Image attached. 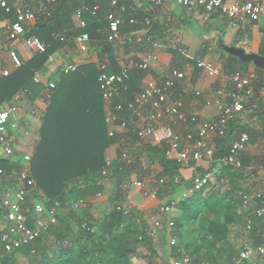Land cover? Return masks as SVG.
<instances>
[{"label":"trees","instance_id":"trees-1","mask_svg":"<svg viewBox=\"0 0 264 264\" xmlns=\"http://www.w3.org/2000/svg\"><path fill=\"white\" fill-rule=\"evenodd\" d=\"M6 1L10 5L15 2ZM21 6L33 11L36 19L35 25L26 37L31 35L37 37L46 48L43 53L34 54L29 61L24 62L10 76L0 81V106L12 103L16 95L21 93L31 104L42 96L46 86L35 83L34 77L45 68L56 51L68 45L72 46L76 37L85 34L90 41L101 45V55L97 63L76 66L72 72L67 71V66L71 64L64 63L46 83H54L55 88L51 90V98L46 109L41 112L39 142L29 161V174L34 181V189L27 196L24 214L30 221L33 198L41 200L46 207L58 202L61 208H65L72 203L83 202L86 198L102 195L103 186L99 182L104 179L101 173L105 167L106 151L111 146L119 141L128 143L127 148L121 146L120 156L125 149L134 156L132 146L136 142H141L132 134L130 143L127 140L121 141L120 134L110 137L106 109L107 106L112 109L116 104L129 101L132 95L139 91L140 82L150 70L133 71L131 79L126 83V92L121 91L120 96L110 103L103 100L98 84L99 75L118 74L122 69L113 58V43L107 40V17L114 10L120 13L121 35H128L143 28H148V33L152 35L155 25L151 24L152 10L136 8L134 0H22ZM151 7L159 8L152 4ZM14 12L12 8V14L6 15L0 10V21L3 18L12 20ZM77 14L84 23L83 28H77L73 22V17ZM3 42L6 47L10 46L4 40L1 41V46ZM144 47L147 48V45H143ZM125 49L129 51L132 47L127 45ZM182 49L183 47L177 46L173 51L170 69L183 70L188 64L193 66L196 75L200 71L197 63L182 56L180 53ZM150 55V52L145 54L137 62H143ZM105 59L107 64L104 63ZM247 67L248 64L229 56L221 71L224 76L230 78L237 72L245 73ZM255 71L261 73L260 70ZM246 103L247 107H250V100L247 99ZM259 107L262 110L264 105ZM187 117L189 120L192 115ZM256 123L258 125L255 126L242 119L237 123L230 122L226 135L217 140L219 145L217 144L210 161H190L188 164L179 165L166 159L164 145L145 144L148 162L151 164L157 160L163 168L160 177L166 178V183L160 185L157 194L162 192L170 195L169 191L180 185V169L197 163L205 166L197 168L199 170L197 178L202 179L207 174L218 171V177L227 181L232 188L228 189L235 192L239 188L238 181L241 179L243 169L248 166L249 158L241 156V167L236 169L224 166L222 160L227 156L231 143L241 134L248 135V145L255 143L264 134V117ZM15 163L17 161L14 156L0 159V168L9 177L8 181L0 182V187L5 191L10 185L15 187L17 185L13 176L22 167L18 168ZM116 168L117 166L113 167L111 175L116 178L114 194L108 199L109 208L99 223L98 231L93 229L89 204H86L87 206L84 204L77 212L63 213L61 210L57 224L50 227L30 246H22L15 252L8 253L0 245V264H20V258L24 259L26 264H131V259L141 244L152 251L147 232L139 230L135 225V219L132 220L134 214L130 210L128 215L117 211V208L124 206L126 202V194L122 192L121 186L127 177L125 178V172L120 174ZM175 180L177 182H174ZM213 186L211 183H205L200 189L194 190L191 197H181L177 203L169 201L168 205L174 203L173 206H176L179 212L173 220V227L169 229H173L179 236L178 243L170 245L173 259L179 260L185 256L190 257L191 264H235L234 260L239 258L243 248L242 246L238 251L228 244L229 236L235 227L249 235L255 245L263 244L257 236V222L264 216L257 218L252 216L250 211L244 212L240 197L231 199L228 193L222 195ZM187 189H193V180ZM242 192L248 193L243 190ZM254 205L259 203L254 202ZM2 213L0 207V219ZM73 222L77 225L75 231ZM248 222H251V227L246 231ZM193 236L194 238L189 240ZM49 240L52 241L51 245H47ZM51 246L56 250L53 254L50 252ZM181 253H184V256L181 257ZM259 260L264 262V259ZM240 263L245 264L243 261Z\"/></svg>","mask_w":264,"mask_h":264},{"label":"built area","instance_id":"built-area-1","mask_svg":"<svg viewBox=\"0 0 264 264\" xmlns=\"http://www.w3.org/2000/svg\"><path fill=\"white\" fill-rule=\"evenodd\" d=\"M154 6L161 7L167 4L184 7L188 10L200 11L203 21L209 20L213 13H220L224 18L233 24L246 25L256 21H264V7L256 0H233L228 3L223 0H149ZM12 20L3 19L0 22V46L1 41L9 43L11 48L7 51L9 65L0 64V81L10 76L16 69L20 68L24 62L14 45L21 42L27 49L34 54L45 51V45L37 37L26 35L30 33L35 25L36 19L33 11L29 8L10 5L6 0H0V10L6 15L12 14ZM78 27L83 28L84 23L77 14ZM108 36L109 42L118 40L119 29L122 19L115 12H111L108 17ZM130 23H134L130 21ZM75 42L82 53L88 51L89 38L87 35L76 37ZM156 62V56L151 54L143 62L134 64V69L138 71H148ZM104 67H101L103 69ZM197 68L209 78H218L221 69L211 63L198 61ZM76 66H67V71H75ZM131 79V72L128 68H122L118 74L101 73L98 77L99 90L105 102H111L120 96L121 91L126 92V83ZM256 77L252 73H235L229 78L231 88L218 89L216 95L219 99L214 102L220 109L217 121H199L197 116L188 117L184 111V102L175 94L177 86L185 80V74L172 69L168 75L159 81L146 78L138 92L124 103L116 104L112 109L107 106L106 123L108 124V134L110 137L119 134V130L134 135L139 142L144 144L164 145V154L167 160L174 161L179 165L188 164L190 161H210L214 155L213 147L208 143V138L226 135L228 124L236 119L245 109V101L251 97V84ZM35 83H41L38 75L34 77ZM42 84V83H41ZM46 89L43 95L37 98L39 109L45 110L51 98V90L55 88L54 83L44 84ZM200 93L196 92L195 96ZM21 95H16L10 104L0 106V159L2 157L12 158L14 156V145L17 134L20 131L19 105ZM224 101V102H222ZM180 123L193 125L195 128L185 134H177L173 131L174 127ZM264 143V134L260 139ZM249 142L247 134L243 133L239 138L231 143L227 156L222 160L224 166L234 168L241 167L240 155L246 150ZM33 155H25L22 160V168L17 171L13 180L17 182L13 190L5 191L0 187V207L3 210L0 219V245L5 252H15L22 246H30L36 242L41 235L57 224V218L61 210L63 213L77 211L84 206V202H75L61 208L58 202H53L46 207L41 200H34L29 214V220L24 214L27 196L34 189V181L29 174V161ZM121 157L128 159V152L124 151ZM264 170V162H263ZM112 173L110 160H105V167L102 170V177L106 178ZM212 176L207 174L202 179L195 178L193 189H200L205 183L212 182ZM9 180V177L0 168V182ZM165 181L160 179L158 184L162 185ZM134 187L140 188L144 195L157 196V191L150 192L140 181L132 183ZM188 192V191H186ZM100 196V195H98ZM187 193L182 197L187 198ZM243 207L251 210L252 216L261 218L264 216V192H254L243 195ZM258 202L259 205H254ZM171 205L160 208V213L169 215ZM249 210V211H250ZM117 211L123 213L120 207ZM251 222L246 225V231L250 230ZM154 227L160 230L162 224L155 221ZM173 227V222L167 223L166 228ZM171 240L170 245H174ZM264 259V244L247 243L243 246L239 258L234 260L235 264L251 258ZM173 264H190L188 257H182Z\"/></svg>","mask_w":264,"mask_h":264},{"label":"crops","instance_id":"crops-1","mask_svg":"<svg viewBox=\"0 0 264 264\" xmlns=\"http://www.w3.org/2000/svg\"><path fill=\"white\" fill-rule=\"evenodd\" d=\"M223 1L230 3L233 0ZM256 1L260 2L264 7V0ZM134 5L136 8L145 9L146 11L152 10L151 24L155 25L154 33L150 35L148 33V28H143L140 31H133L128 35L120 34L118 40L112 42V46L114 55L113 58L116 61L117 66L119 68H128L130 69L131 73H133V71H137L134 69V64L138 63V59L143 58L145 54L150 52V54L156 56V62L152 65L150 71L148 70L150 73L147 72L142 82H140V88L142 87L146 78H152L160 82L168 75L169 71L172 70L170 69L172 53L177 46L183 47V49L180 50V53L186 59L195 60L196 63H198V61L208 62L219 69H221V67L225 64L226 59L230 56L225 51V48L234 47L236 49L243 50L246 54L256 53L260 56H264L263 20L252 24L248 23L246 25H238L231 23L217 12L215 13L217 15L214 14L209 20L203 21L200 11L188 10L184 7L176 6L174 4L163 5L155 9L151 7L149 0H134ZM113 12L120 16L118 11L114 10ZM73 22L75 26L79 28L78 20L75 18V16L73 17ZM147 25L149 26L150 24L147 23ZM7 45L9 46L10 44L7 43ZM127 45H130L132 49L127 51L125 49ZM143 45H147V48H143ZM5 47L6 45L3 42V45L0 48V64L8 66L9 63L7 51L9 48H11V46ZM244 47L248 48V51L245 50ZM14 48L19 53V56L23 62L29 61L33 56L31 51L27 49L21 42L15 44ZM99 55H101V45L98 42L90 41L88 45V51L86 53H82L79 51L78 46L74 41L72 46L68 45L56 51L46 63L45 68L36 75H38L42 84H46L48 79H50V77L62 64L68 63L75 66L89 63L95 64L99 60ZM104 61V63L107 62L106 59ZM246 64H248V67L246 68V72L244 74L252 73L255 75L256 79L253 80L251 84L252 95L248 98V100H250V107H247L248 104L246 103V100L244 112L236 117L237 121H235L236 119L234 121L237 123L242 119L244 122L248 124H254L256 126L258 125L256 122L260 118L264 117V115H257L264 110V108L260 110L259 107L264 105V71L254 67L252 63ZM255 69L260 70L261 73L256 72ZM180 71L185 74V80L177 86L175 89V94L181 99H184V109L186 114L197 116L199 121H217L220 114V109L214 101L216 99L220 100L221 98L217 97L216 92L218 89L224 87L228 89L231 88L229 84V78L224 76L222 71L221 75L215 79L207 77L202 71H198L195 75L193 66L188 64H186L184 69ZM257 79H259V81H257ZM191 91H194V93H200L199 96H196V98L201 100V103L198 102V106L197 103L194 105L188 104L189 99L192 97ZM19 95H21L20 100L16 103L20 107V131L17 134L14 150L17 155H19V152L21 153V157H16L17 159H15V161H17L15 164L18 166V168H21L23 163L22 155H33L35 148L38 145V130L41 124L40 116L41 112L44 110L37 107L40 110V113L38 114L39 117L32 115V111L31 113L28 112L29 109L24 103L35 105L37 101L35 100L31 104L24 94L21 93ZM25 108H27L28 111L27 109L25 110ZM174 128V131L177 134H185L188 131L194 130L195 127L190 124H185L177 125ZM28 132H30L32 135L36 133L38 141L37 143L35 142L36 147H34V138L31 140V142H33L32 144H28V142L25 140L23 141V139L26 137L25 135H27ZM118 132L120 134L119 136L121 141L127 140L129 143L131 142L132 136H130V134L122 130H119ZM21 136L24 138L21 139ZM219 139L221 138L215 136L208 138V143L213 147L214 151L218 144L217 140ZM260 139L261 137L259 138V142L263 143ZM122 145L126 146V148L129 146L128 143H121L119 141V143L111 146L106 151L105 160H110L112 170L114 166H117L116 169L118 172H120V174L125 172V178H127L123 181L121 186L123 190L122 192L126 194V202L124 205L128 206V209H130V211L134 214L132 220L135 219V225L138 227V229L146 231L148 236L151 237V243L154 247H152V251H149L146 248L147 251H145V253L142 255L144 257L148 255V260L144 258L141 259V257H136L135 254L131 259V264L134 261H136L138 264H146V261H148L150 264H173V262L176 260L171 256V241H169V239H165L167 241L166 243V241L161 240L159 237L157 239L156 236H158V234L160 236L169 235L168 233L170 231L165 227V225L174 217L176 218L179 215V212L176 209L175 216L172 212V208L170 214L165 215L160 213V208L167 206L171 200L177 203L182 197L183 192H185L189 186V183L187 182L191 181L192 178L199 174V170L197 168H200L203 165L201 163L200 165L197 163L187 168L180 169L179 173L181 176V185L174 188L173 190H170V195H166L161 192L157 194V196L152 197L151 195H144L143 191L140 188L134 187L132 183L134 181H140L144 184L146 190H149L150 192H159L158 190L161 187L158 184L159 179H163L166 183V178L160 177L163 173V168L157 163V160L151 164L148 162L147 154L144 150V143L136 142L135 145L132 146V153L135 154L133 156L128 153V159H124L120 156L119 150L121 149ZM135 146L137 149H135ZM124 151H126V149L123 150L122 153ZM250 159L251 158L248 159V162H250ZM253 170L255 169L252 168V175L255 174ZM112 173L111 175H113ZM215 173V171L211 173L213 181L216 179V177H218ZM111 175L99 182V184L103 186L102 195L86 198L83 200L85 205L89 204L91 206V213L92 211H95L102 220L104 219V216L109 208L108 199L113 196L115 190L114 182L116 178L112 177ZM174 182H177V180ZM241 182L242 180L240 179L238 183ZM242 190L246 191L245 189H241V191L238 192V195L241 198V208L245 212L249 211L250 209L243 207V195H249L250 193H243ZM124 212L125 215H128L129 213L126 211ZM155 221H159L162 224L160 230H162L163 233L157 234L155 232V230H157L153 226ZM257 224V236H259L261 242L264 244V219L258 221ZM150 230L152 231L150 232ZM242 232L243 230L241 231L239 228H233L228 239V244L233 248H236L234 245L240 242L244 243L243 246L247 243H254L253 240L248 237L249 235L247 236L245 235V232ZM153 233L155 235H153ZM194 236L189 238V240H192ZM256 260H259V258L253 257L243 262L245 264H252Z\"/></svg>","mask_w":264,"mask_h":264},{"label":"rangeland","instance_id":"rangeland-1","mask_svg":"<svg viewBox=\"0 0 264 264\" xmlns=\"http://www.w3.org/2000/svg\"><path fill=\"white\" fill-rule=\"evenodd\" d=\"M13 4H15V5H17V6H21V4H22V0H15V2L13 3ZM28 4V3H27ZM245 48V47H244ZM245 50H247L248 51V48H245ZM258 81H259V79H257ZM255 93V92H254ZM191 99H189V103L188 104H190V105H194V104H196L197 103V106L199 105V103H201L200 101V99L199 98H196V96H195V93H194V91H191ZM24 101V100H23ZM182 101L184 102V99H182ZM199 102V103H198ZM11 103V102H10ZM25 105H27V108L29 109V111H28V109L27 108H25V110L27 109V111L28 112H30L31 113V111H32V115H34V116H38L39 117V113H40V110L38 109L39 107H38V103H36L35 105H29L28 103H24ZM38 107V108H37ZM19 109H20V107H19ZM24 110V111H25ZM21 112V111H20ZM239 119V118H238ZM235 121H237V119L235 120ZM234 121V122H235ZM26 137L24 138V137H22L21 136V139L22 138H24L23 139V141L25 140L26 142H28V144H32L33 142H31V140L34 138L35 140H34V143L36 142H38L37 141V137H36V133H34V135H32L30 132H28L27 133V135H25ZM36 143H35V145H34V147H36ZM36 149V148H35ZM20 155V156H19ZM19 155H17L16 154V152H15V150H14V159H17V158H19V157H21V153L19 152ZM25 156V154L24 155H22V157H24ZM241 156H245L246 157V159H248V158H251L250 159V162H248V166L245 168V169H243V172H242V176H241V180H242V182L241 183H238V185H239V188L235 191V192H232L230 189H232L231 188V186L228 184V182L227 181H224L223 179L221 180L219 177H216V179L213 181V179H212V182L211 183H213L212 185H214L213 187H215L216 188V190H218V191H220L221 193H222V195H224V194H226V193H228V195L230 196V198L232 199H238V197H239V195H238V192L241 190V189H245L247 192H249L250 194H252V193H254V192H264V170L262 169V167H263V161H264V144L263 143H260L259 142V138L256 140V142L255 143H253V144H249L248 146H247V148H246V151L245 152H243L242 153V155ZM17 157V158H16ZM252 168L253 169H255V170H253V172H255V174L254 175H252V173H251V171H252ZM217 176L219 175V172L218 171H216V173H215ZM211 175V174H210ZM212 176V175H211ZM195 178H197V177H195ZM194 178V179H195ZM194 179H192L193 181H194ZM192 180L191 181H189V182H187V183H191L192 182ZM181 185V184H180ZM15 187V185H10V186H8V189L6 190V191H10L11 189H13ZM230 187V189H228ZM187 188V187H186ZM186 191H188V192H186ZM185 192H183V193H187V198H189V197H191V195L195 192V191H191L190 192V189H187ZM181 199V198H180ZM34 200H36L35 198H33L32 200H31V202L33 201L34 202ZM26 206V205H25ZM123 209H124V211H126V212H129V210L130 209H128V206H126V205H124V206H121ZM173 211V214L175 215V210H176V206H173V209H172ZM75 212H77V211H75ZM89 215L92 217V219H93V229H95V231H98L99 230V227H100V221L102 220L101 219V217H99V215H98V213H96L95 211H92V213H91V210L89 209ZM176 216V215H175ZM173 217V216H172ZM175 218V217H174ZM174 218L171 220L172 222H173V220H174ZM264 219V218H263ZM77 229V225H76V222H73V230L75 231ZM152 230H150V232H151ZM170 232L168 233L169 235H167V236H160L158 233H163V231L162 230H155V232L158 234V236H156L157 237V239H158V237L161 239V240H164V241H166L167 239H169V241H171V240H174V242H175V244H177L178 243V240H179V236H178V233L177 232H174L173 231V229L172 230H169ZM153 235H155L154 233H153ZM179 235H180V233H179ZM245 235H247V234H245ZM156 237H155V239H156ZM150 239H149V241H150V244L152 245V239H151V237H149ZM166 239V240H165ZM155 241H157V240H155ZM168 241V242H169ZM51 243H52V241H48L47 242V245H51ZM166 243H167V241H166ZM243 242H240V243H237V244H235L234 246L236 247L235 249H237L238 251L242 248V246H243ZM151 247H153V246H151ZM171 247V246H170ZM147 246L146 245H143V244H141L140 246H138V248H137V250H136V252H135V254H136V257H141V259H149V258H147V256H142L143 255V253H145V251H147ZM154 248V247H153ZM52 251V254L53 253H55V247H50V252ZM154 251V250H153ZM155 253V252H154ZM134 254V255H135ZM182 256H184V253H181V257ZM189 259H190V257H189ZM19 261H20V264H26V262L24 261V259H22V258H20L19 259ZM139 262H141V261H139ZM132 264H138L136 261H134V262H132ZM146 264H150V263H148V261H146ZM190 264H191V259H190ZM203 264H205V263H203ZM239 264H242V263H239ZM252 264H264V262L262 261V260H256L255 262H253Z\"/></svg>","mask_w":264,"mask_h":264},{"label":"water","instance_id":"water-1","mask_svg":"<svg viewBox=\"0 0 264 264\" xmlns=\"http://www.w3.org/2000/svg\"><path fill=\"white\" fill-rule=\"evenodd\" d=\"M225 51L232 57H235L243 63H252L254 67L264 71V56H260L256 53L246 54L243 50L236 49L234 47L225 48ZM258 116L264 115V110L257 114Z\"/></svg>","mask_w":264,"mask_h":264}]
</instances>
